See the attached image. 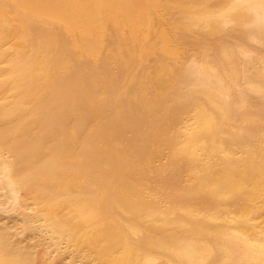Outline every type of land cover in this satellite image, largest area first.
<instances>
[{
  "label": "rangeland",
  "instance_id": "rangeland-1",
  "mask_svg": "<svg viewBox=\"0 0 264 264\" xmlns=\"http://www.w3.org/2000/svg\"><path fill=\"white\" fill-rule=\"evenodd\" d=\"M162 1L138 29L109 21L89 49L80 28L2 0L0 237L34 264H104L58 234L77 232L88 204L104 222L86 233L114 220L160 252L157 264L185 235L212 243L206 259L185 264H248L243 246L263 261L264 195L213 189L231 166L250 186L264 155V0H203L213 10L200 16ZM201 108L212 126H198ZM191 134L194 154L180 148ZM242 214L255 236L229 248L225 236L249 233Z\"/></svg>",
  "mask_w": 264,
  "mask_h": 264
},
{
  "label": "bare ground",
  "instance_id": "bare-ground-1",
  "mask_svg": "<svg viewBox=\"0 0 264 264\" xmlns=\"http://www.w3.org/2000/svg\"><path fill=\"white\" fill-rule=\"evenodd\" d=\"M15 1L17 7H28L34 13H38V14L40 13L49 17H56L62 20L65 23V25L70 29L80 28L83 34L90 36L91 41L90 43L86 44V47L89 49H95L98 46H100L102 42V37H101L102 33L109 21H113L116 24L131 23L134 29H138L141 25L149 24L150 22H152L153 8L163 4L162 0H15ZM175 3L180 4L184 8V12L186 14L188 13L191 15L200 16L201 14L213 10L212 8H208V6L207 7L204 6L203 0H183L180 2L178 0L165 1L166 6H171ZM237 8L242 9V7H237ZM241 13L242 10L237 11V14H241ZM8 20L9 19L7 18L4 12V3L2 2V0H0V60L2 59L1 54L3 53V51L1 49L3 48V44H4V42L2 41V35L3 32L6 31L4 25L7 24ZM27 23L28 22H25L22 19L19 21L17 27L13 30L14 31L13 33L17 34L15 47L20 48L23 45V38L26 29L28 27ZM47 40L50 43L51 37H49ZM49 43H47V45ZM19 61H21V59L18 60V62ZM197 122H198V126L200 127L212 126L214 124V118L205 108H201L197 117ZM198 146L199 145L197 143L196 136L191 134L188 135L186 140L181 143L180 148L181 151H186L194 154L197 152ZM252 164H254L253 166H257V172L251 178L252 183L250 186L246 185V181L248 178L244 177L245 174L242 171H239L236 167L231 166L230 168H227L225 172L224 175L225 181L223 185H216L214 186L213 190L219 193L243 191L247 194L249 201H255L260 196L264 195V155L262 156L261 162L257 164V162L253 161ZM124 202L127 204L131 203L129 194L128 196H126V198L124 197ZM142 205L146 206L147 209L149 208L152 209L154 207L153 205L150 206L149 204H142ZM101 213H102V208L100 206H97L95 204L84 205L82 207V217L78 222V226L74 228V230L75 231L77 230V232L58 233V234L70 237L73 240H75V242H78L77 244H79L82 248H86L90 250V253L94 256V258L99 259L101 261L100 263L157 264L156 260L157 257L160 255V252L151 249L152 245L151 247L148 246L149 249H142L138 247L132 239L134 236L131 237L128 233H125L123 231V228H115L114 220L109 219L105 221L106 223H105V227L102 229V233H86L87 230H89L91 227H96L97 225H100L98 221H101L100 223L104 222L103 218H100ZM49 216L51 215L49 214ZM241 216L244 221L242 227L246 229V231L248 230L249 233H246L245 235L230 234L229 236H225L224 244L226 243V246L229 248L232 247L231 242L239 243V244L241 243L244 245L247 239H249L248 237L255 236L254 235L256 233L255 226L250 225L246 222L247 220L246 215L242 214ZM60 231L63 232L64 229L62 228ZM163 244H165L167 247L171 246L170 245L171 243L169 242H164ZM175 248H176V252L170 254V259L168 264H185L179 261V259L182 258L185 259L186 261L189 260L202 261L206 259L211 253L212 243L204 242L201 239L196 240L192 236L185 235L180 237L177 247ZM242 248H243L242 251L245 252L246 254L245 257L247 258L248 264H255L250 259V256L251 257L253 256L252 251H250L249 248H247L246 246H243ZM231 250L232 249H230L229 251ZM160 251H163V249ZM231 253L233 254L240 253V251L236 247L234 251ZM44 257L46 256L44 255ZM0 264H34V263L27 249H18L16 247H12L9 245V243H7L6 240H3V238L0 237ZM261 264H264V258Z\"/></svg>",
  "mask_w": 264,
  "mask_h": 264
}]
</instances>
